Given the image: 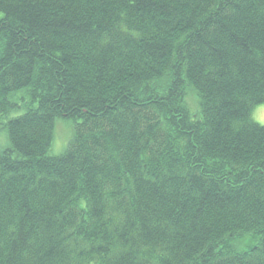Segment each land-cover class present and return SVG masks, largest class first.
<instances>
[{
  "label": "trees",
  "instance_id": "trees-1",
  "mask_svg": "<svg viewBox=\"0 0 264 264\" xmlns=\"http://www.w3.org/2000/svg\"><path fill=\"white\" fill-rule=\"evenodd\" d=\"M260 105L264 0H0V264H264Z\"/></svg>",
  "mask_w": 264,
  "mask_h": 264
},
{
  "label": "rangeland",
  "instance_id": "rangeland-1",
  "mask_svg": "<svg viewBox=\"0 0 264 264\" xmlns=\"http://www.w3.org/2000/svg\"><path fill=\"white\" fill-rule=\"evenodd\" d=\"M251 119L254 123L264 126V105L257 106L251 112ZM54 129L52 130V145L50 153L58 155L62 153L68 146L73 136V124L66 119H58L55 121ZM7 145L6 133L0 131V149ZM246 240H250L247 238Z\"/></svg>",
  "mask_w": 264,
  "mask_h": 264
}]
</instances>
